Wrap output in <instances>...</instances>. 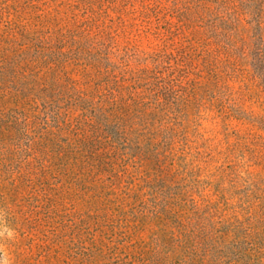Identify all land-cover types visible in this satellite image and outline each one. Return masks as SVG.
<instances>
[{
  "label": "rangeland",
  "instance_id": "rangeland-1",
  "mask_svg": "<svg viewBox=\"0 0 264 264\" xmlns=\"http://www.w3.org/2000/svg\"><path fill=\"white\" fill-rule=\"evenodd\" d=\"M262 61L264 0H0V259L264 264Z\"/></svg>",
  "mask_w": 264,
  "mask_h": 264
},
{
  "label": "clouds",
  "instance_id": "clouds-1",
  "mask_svg": "<svg viewBox=\"0 0 264 264\" xmlns=\"http://www.w3.org/2000/svg\"><path fill=\"white\" fill-rule=\"evenodd\" d=\"M0 235H2V233H0ZM9 235H11V233H9ZM0 264H7V262L5 260L0 259Z\"/></svg>",
  "mask_w": 264,
  "mask_h": 264
},
{
  "label": "trees",
  "instance_id": "trees-1",
  "mask_svg": "<svg viewBox=\"0 0 264 264\" xmlns=\"http://www.w3.org/2000/svg\"><path fill=\"white\" fill-rule=\"evenodd\" d=\"M262 63H264V61H262Z\"/></svg>",
  "mask_w": 264,
  "mask_h": 264
}]
</instances>
